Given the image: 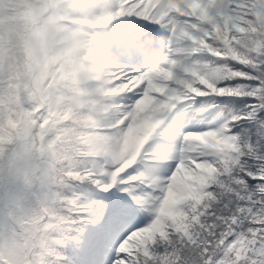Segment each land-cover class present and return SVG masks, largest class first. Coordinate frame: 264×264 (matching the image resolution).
I'll return each instance as SVG.
<instances>
[{
  "label": "clouds",
  "instance_id": "clouds-1",
  "mask_svg": "<svg viewBox=\"0 0 264 264\" xmlns=\"http://www.w3.org/2000/svg\"><path fill=\"white\" fill-rule=\"evenodd\" d=\"M162 68L174 99L244 98L251 119L191 134L211 158L136 258L264 264V0H0V264H74L77 181L149 143L129 142L128 94Z\"/></svg>",
  "mask_w": 264,
  "mask_h": 264
},
{
  "label": "snow or ice",
  "instance_id": "snow-or-ice-1",
  "mask_svg": "<svg viewBox=\"0 0 264 264\" xmlns=\"http://www.w3.org/2000/svg\"><path fill=\"white\" fill-rule=\"evenodd\" d=\"M160 71L164 77L162 82L146 81L128 94L127 108H136L138 121L129 128V142L146 138L142 133L151 132L153 137L167 119V114L178 105L180 109L176 116L181 122L191 120L203 124L196 130L165 127L160 134L166 137V141L145 146L130 166L94 171L77 181V184L93 183L107 194L82 202L80 195L75 197L78 203H82L81 222L93 227L91 233L86 231L79 248L75 249L87 253L86 264H143L136 258L138 254H134L138 245L132 241L140 238V243H144L141 234L151 230L150 222L158 214L173 215L178 188L189 178L191 168L202 166L201 161L211 158V153L194 141L191 134L215 132L228 135V129H237L234 126L238 121L251 119L244 107L232 113L237 119L226 116L216 100L209 101L211 111L205 110L203 115H198L200 101L191 97L174 99L171 89L175 84L170 80L173 72L163 68ZM250 110L251 106H248ZM74 264L78 262L75 260Z\"/></svg>",
  "mask_w": 264,
  "mask_h": 264
},
{
  "label": "rangeland",
  "instance_id": "rangeland-1",
  "mask_svg": "<svg viewBox=\"0 0 264 264\" xmlns=\"http://www.w3.org/2000/svg\"><path fill=\"white\" fill-rule=\"evenodd\" d=\"M196 99L200 101V106L197 109L198 115H203L205 110L211 111V105L209 104L210 100L208 97H197ZM216 101H217V106L221 107V111H223L226 116H230L232 113L239 111L243 107V104L245 102L244 98H240V97H218ZM178 109H180V105L177 106V109H173L172 112L167 114V119H165L164 123L160 126L159 129H157V132L154 133L152 139L149 141V144L146 145V147L151 146L158 142L166 141V137L160 134L161 129L165 127H176V128H182L185 130H196L202 126L203 124L202 121L196 122V123H193L191 120L187 122H181L180 119L176 116ZM244 123L246 124L247 122L246 121L241 122L242 125H244ZM238 130L239 128L235 129V131H238ZM85 186L89 189V193H91V191H93L92 193L94 194L98 193L99 194L98 197L100 198L107 196V194L103 193L102 192L103 190L99 189L95 184L90 183V182H84L76 186L75 192L85 200L93 198V196L92 195L90 196V194L88 196L82 194L81 189H84ZM144 219L147 220V217H144ZM92 231H93L92 225L88 224L87 232L91 233ZM74 255H75V260L78 257V255H81V257L85 256L84 258L87 261L89 259L87 253H84V252H78L74 250Z\"/></svg>",
  "mask_w": 264,
  "mask_h": 264
},
{
  "label": "trees",
  "instance_id": "trees-1",
  "mask_svg": "<svg viewBox=\"0 0 264 264\" xmlns=\"http://www.w3.org/2000/svg\"><path fill=\"white\" fill-rule=\"evenodd\" d=\"M245 124V123H244ZM81 192H82V194H84V195H86V196H88L89 194H90V196L92 195L93 196V198H100V197H98L99 196V194L98 193H92L93 191H91V193H89V189L85 186V188L84 189H81ZM103 192V191H102ZM104 193V192H103ZM102 194V193H101ZM119 195H126V193H119ZM80 256V257H79ZM85 256H83V257H81V255H78V257L76 258V261L78 262V264H86V262H87V260H85V258H84Z\"/></svg>",
  "mask_w": 264,
  "mask_h": 264
}]
</instances>
